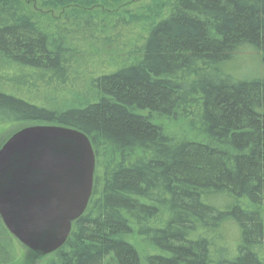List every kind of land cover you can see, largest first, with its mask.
Instances as JSON below:
<instances>
[{
    "label": "trees",
    "instance_id": "16d2710c",
    "mask_svg": "<svg viewBox=\"0 0 264 264\" xmlns=\"http://www.w3.org/2000/svg\"><path fill=\"white\" fill-rule=\"evenodd\" d=\"M246 51L264 69V0H0V122L77 129L95 157L37 264H264V75L229 68ZM85 77L77 104L36 94ZM22 248L0 220V264Z\"/></svg>",
    "mask_w": 264,
    "mask_h": 264
},
{
    "label": "water",
    "instance_id": "95a60500",
    "mask_svg": "<svg viewBox=\"0 0 264 264\" xmlns=\"http://www.w3.org/2000/svg\"><path fill=\"white\" fill-rule=\"evenodd\" d=\"M94 169L83 132L49 124L19 129L0 147V220L23 247L53 253L88 205Z\"/></svg>",
    "mask_w": 264,
    "mask_h": 264
},
{
    "label": "rangeland",
    "instance_id": "374dc122",
    "mask_svg": "<svg viewBox=\"0 0 264 264\" xmlns=\"http://www.w3.org/2000/svg\"><path fill=\"white\" fill-rule=\"evenodd\" d=\"M143 3L140 1H136L133 3V7H138L139 5H142ZM245 54H241V56H237L235 60H233L232 63H230L229 68L232 71V74L237 77V78H253L256 76H263L264 75V69L259 65V62L257 61L256 57L253 55H249L246 52ZM85 82H80L78 80L75 81V83L72 85V90L73 92H66L62 90L55 91V93L39 89L36 94L39 95L41 98V101H46L50 100L51 102L55 104H63V103H70L72 102L73 104H77L78 98L80 94L85 90L86 88V80L87 77H85ZM9 85L13 86V81L9 82ZM15 87V85H14ZM50 98V99H49ZM37 123H18L15 124L13 122L9 121H3L0 122V147L2 144L16 131L19 129L29 126V125H34ZM169 127V126H168ZM171 129H176V125L172 124L170 126ZM233 233V232H232ZM21 245V244H20ZM139 245V243L137 244ZM22 246V245H21ZM23 247V246H22ZM139 248V247H138ZM26 252V260L24 264H37L40 261H42L46 256H41L38 255L37 253H34L27 248L23 247L22 248ZM142 252V251H141ZM144 253H141V256ZM143 257V256H142ZM23 264V263H22Z\"/></svg>",
    "mask_w": 264,
    "mask_h": 264
}]
</instances>
